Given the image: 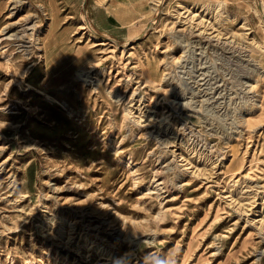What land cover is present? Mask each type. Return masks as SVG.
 Segmentation results:
<instances>
[{"label": "rangeland", "instance_id": "obj_1", "mask_svg": "<svg viewBox=\"0 0 264 264\" xmlns=\"http://www.w3.org/2000/svg\"><path fill=\"white\" fill-rule=\"evenodd\" d=\"M263 7L0 0V264H264Z\"/></svg>", "mask_w": 264, "mask_h": 264}, {"label": "bare ground", "instance_id": "obj_2", "mask_svg": "<svg viewBox=\"0 0 264 264\" xmlns=\"http://www.w3.org/2000/svg\"><path fill=\"white\" fill-rule=\"evenodd\" d=\"M15 1H19V0H15ZM151 1V0H150ZM155 4H156V2H157V4H159L162 0H152ZM13 2V1H12ZM14 8V7H13ZM264 8V7H263ZM204 10L205 11H208L209 10V7H206V8H204ZM178 15L177 16H180V14L181 13H177ZM195 16H198V14L197 13H195L193 16H191L188 20H194V17ZM203 15H199V17H202ZM55 23V22H54ZM198 25H199V23H198ZM198 25H196V27H199ZM9 28V27H8ZM54 29V28H53ZM200 30V28L198 29V31ZM205 30V29H204ZM203 30V31H204ZM27 31H30L28 34H27V36H28V40H30L29 42H31L32 44H34V46L36 47V49L38 50V51H40V50H42L43 48L42 47H40V39H39V35H38V32H37V30H36V28H34L32 25L28 28L27 27ZM23 32V31H22ZM25 32V31H24ZM200 32L201 31H199V34H200ZM13 35V34H12ZM23 35V34H22ZM25 35V34H24ZM19 36V35H18ZM23 37V36H22ZM13 39V38H12ZM24 39V38H23ZM18 40V39H17ZM22 40V39H21ZM26 47V46H25ZM73 57V56H72ZM96 70V67L94 66H91V67H89V70H87V71H84V70H79V69H77L76 71H75V76L77 77V79L80 81V82H83L84 84H90V83H92L93 84V88H94V90L96 91L97 89H98V85H99V79L97 78V77H92L91 76V74H92V72L93 71H95ZM5 88H7V87H5ZM6 92V91H5ZM109 94L113 97V98H117L118 97V94H116V92H113V91H110L109 92ZM115 96V97H114ZM130 103V102H129ZM185 105V104H184ZM64 107H66V105H63ZM180 107H182L181 105H180ZM184 107V106H183ZM128 109V108H127ZM132 114V111L130 110V109H128L127 110V115H131ZM133 117V115H131L130 116V118H132ZM135 122L136 123H138L139 122V120L138 119H136L135 120ZM193 136V135H192ZM190 137V136H189ZM196 137V136H195ZM187 137H185V139H186ZM183 141V140H182ZM164 142V141H163ZM162 142V143H163ZM171 142V141H170ZM188 142H189V140H188ZM195 142V141H194ZM165 143H167V141L165 142ZM183 143H184V141H183ZM191 145V144H190ZM166 146V145H165ZM203 147V146H202ZM192 149V148H191ZM197 150V149H196ZM201 150V149H200ZM203 150V149H202ZM193 151V150H192ZM195 152V151H194ZM199 155H203L204 157H206V160H210V157H211V155L210 154H208V153H203V152H200L199 153ZM202 156V157H203ZM218 158H215V161L217 160ZM202 161V160H201ZM218 161V160H217ZM212 162H214V161H212ZM211 162V163H212ZM195 173V172H194ZM236 183H239V180H236ZM244 187L246 188V189H251V190H253V191H255L256 190V184H253L252 185V182L251 181H244ZM241 189H243L242 187H240ZM240 189V190H241ZM242 191V190H241ZM257 195V192H255L254 194H253V197H255ZM252 203H254V201L252 202ZM251 203V204H252ZM260 223V222H259ZM262 227H263V221H261V224L258 226V228H256V230L257 229H262ZM98 229H100V228H98ZM263 232V231H262ZM258 233H261V232H258ZM115 234V233H114ZM117 237H120V235L119 236H117ZM114 239H116V237H114ZM118 239V238H117ZM114 241V240H113Z\"/></svg>", "mask_w": 264, "mask_h": 264}]
</instances>
